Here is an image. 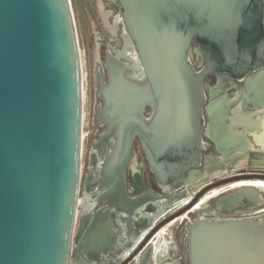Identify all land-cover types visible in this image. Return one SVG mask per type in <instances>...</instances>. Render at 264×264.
I'll return each mask as SVG.
<instances>
[{"label": "water", "instance_id": "obj_1", "mask_svg": "<svg viewBox=\"0 0 264 264\" xmlns=\"http://www.w3.org/2000/svg\"><path fill=\"white\" fill-rule=\"evenodd\" d=\"M112 1L121 16L109 22L118 23L120 37L122 18L138 61L119 44L104 60L111 45L96 30L107 79L98 66L96 122L104 127L89 152L99 177L93 205L110 199L136 215L149 210L151 197L127 194L135 137L159 185L186 172L194 184L200 169L211 170V151L234 156L247 148L246 133L234 135L225 123L241 119L223 95L233 88L243 104L264 105V0ZM211 74L226 86L205 84ZM86 134L87 51L77 0H0V264H70L73 242L97 261L113 247L109 208L77 213ZM252 191L225 202L240 204ZM184 209L141 234L120 264ZM186 228L189 264H264V222L196 219ZM150 251L136 264H152Z\"/></svg>", "mask_w": 264, "mask_h": 264}, {"label": "flooded vegetation", "instance_id": "obj_2", "mask_svg": "<svg viewBox=\"0 0 264 264\" xmlns=\"http://www.w3.org/2000/svg\"><path fill=\"white\" fill-rule=\"evenodd\" d=\"M99 6L102 12H104V23L108 30L111 32V29H115V33H112L116 36L113 38L112 44H119L126 52V54L137 60L136 52L134 47L128 37L127 30L124 26L122 18L120 17L121 33L118 37V23L111 24L116 21L117 16L120 15L119 11L116 9L115 3L112 0H99ZM106 6L107 10H104L102 7ZM99 9V11H100ZM110 12V13H109ZM121 16V15H120ZM110 20V22H109ZM109 26V27H108ZM117 27V28H116ZM126 34V35H124ZM122 35V36H121ZM129 44H126V43ZM119 47V48H121ZM115 47H108L105 50L104 60L106 57V52L109 50L112 54L116 55L114 51ZM100 58V56H99ZM125 61L123 58H120ZM104 62V61H103ZM127 62L128 65V61ZM105 75L102 76L105 80L107 79L106 70ZM234 90V89H230ZM229 90V91H230ZM228 92V91H227ZM233 93V92H232ZM232 95V94H231ZM231 95H228L231 97ZM232 105V104H231ZM230 105V109H231ZM235 106V105H234ZM254 108V106H252ZM151 114V109L147 107L145 109V115L149 116ZM98 122V121H97ZM227 123V120H225ZM98 130H103V123L98 125ZM206 127V123H205ZM100 131V132H101ZM99 132V133H100ZM96 139L98 138V135ZM206 137V136H204ZM92 141L90 150L93 148ZM134 143L136 146H134ZM208 144H206L204 139V148L202 149V155L207 149ZM135 149L134 161L133 164L130 163L131 154L129 159V164L126 172V187L127 194L129 197H136L139 194L150 195L144 205L148 206L147 211H140L138 214H125L119 209H116L112 206L110 199H104L100 204L94 206V197L99 187V177L98 170L92 167L90 162V156L88 152V161L86 165V171L84 172L81 181H80V191L82 189L85 194L86 206L83 209L78 205L77 213L80 215L85 211H95L98 207H107L109 211V220L111 222V227L115 231V240L113 241V247L108 251L106 256L100 257L97 261L91 260L85 254L79 250V242H73L72 244V253H71V262L70 264H120L122 263L131 252L138 246L141 240L144 238H139L144 230L143 236H145L154 226H156L164 218L176 213L177 211L185 208L180 214L174 216L168 220L165 224L159 227L143 247L126 263V264H136L139 258H143L145 252H147V247L151 246L150 251V261L152 264H168L171 262H178L179 264H189V259L185 253V243L187 237V223H193L196 219H202L207 221H221V220H248L251 222H264V188L262 186L253 185L251 183L245 184L248 181H261L264 182L263 177L257 175H264V173H250V174H232L225 176H218L214 179L209 178L204 181V178L197 182L196 184L186 183V178L188 173H185V179L175 181L169 185H166L168 188L165 189V185H159L153 173L150 171L147 160L145 157L144 150L142 148L141 142L138 137H135L132 143V149ZM131 149V152H132ZM108 148H105L107 152ZM103 155H100L102 157ZM232 155H222V157H231ZM203 163V157H202ZM202 165V164H201ZM201 167V166H200ZM199 169V167L197 168ZM87 176L91 177L90 180H87ZM254 178V179H249ZM83 179V180H82ZM187 186L189 188H187ZM249 188H253L255 192L252 194V198L246 199L240 204L233 205L229 202H225V199L228 195L243 192ZM193 190L189 199L184 201L188 194V190ZM198 194V196H197ZM80 196V195H79ZM205 199L203 202H201ZM166 208L167 211H161V209ZM153 214L156 216L153 218ZM180 219L178 222L171 224L173 221ZM169 225V229L164 233V238L170 242L169 247H166L164 253H158L155 247L157 241V233L165 226ZM177 225L176 238L172 241L171 227ZM148 228V229H146ZM155 238L154 242L152 241L151 245H148L150 241ZM158 247V245H157ZM153 248V249H152ZM157 252V253H156ZM155 254V255H154ZM161 255L162 258L158 259V255ZM153 255V257H152ZM155 258V259H154ZM137 259V260H136ZM158 259V260H157ZM164 259V260H163Z\"/></svg>", "mask_w": 264, "mask_h": 264}, {"label": "rangeland", "instance_id": "obj_3", "mask_svg": "<svg viewBox=\"0 0 264 264\" xmlns=\"http://www.w3.org/2000/svg\"><path fill=\"white\" fill-rule=\"evenodd\" d=\"M79 6V15L81 18V29L84 33V47L87 51V134L84 144V162L81 168V178L86 171V165L88 161V152L90 150L93 139H96L97 134L101 131L98 130V125L102 122H96L97 118V97H98V82L96 78V72L98 66H100V72H105L103 69V60H102V48L100 41V34L96 31L99 30L102 32L105 45L115 47L111 42L113 38H116L108 28L106 27L102 16L100 14L99 0H77ZM105 4V2L103 1ZM104 10H107L106 6H103ZM100 56V58H99ZM104 76L105 74H101ZM226 76H223V81H226ZM205 82L210 86H214L217 82L216 74L208 75L205 78ZM226 82H223V85ZM235 90H230L227 92L228 95H231ZM234 104L231 105V108ZM248 109L253 110L252 106H247ZM227 123H230L227 120ZM241 130V128L239 129ZM247 138L251 143L255 145V150H248L245 153L230 157H222L218 152L211 151L213 159H208L211 163L212 168H217V170L212 174L211 170L200 169L201 172H204V177L210 176V179H214L218 176L232 175V174H250V173H264V147L259 148L260 146L254 143L253 136L247 133ZM137 145V144H136ZM134 143V146H136ZM258 150V151H257ZM135 149H132L130 163L133 164L134 161ZM246 155L245 160H241ZM242 164V165H239ZM211 169V168H210ZM226 170V171H225ZM209 171V173L207 172ZM206 172V173H205ZM217 174V175H215ZM209 179V180H210ZM254 179V178H249ZM83 180V179H82ZM207 180L204 178V181ZM82 182V181H81ZM78 202L81 203L82 197L84 195L82 189L79 194ZM177 225L171 227V236L172 241L176 238ZM153 238L148 245L152 244L154 241ZM162 258L159 254L158 259Z\"/></svg>", "mask_w": 264, "mask_h": 264}, {"label": "bare ground", "instance_id": "obj_4", "mask_svg": "<svg viewBox=\"0 0 264 264\" xmlns=\"http://www.w3.org/2000/svg\"><path fill=\"white\" fill-rule=\"evenodd\" d=\"M104 12H102V10L100 9V14H101L103 19L105 18L104 17V15H105ZM111 32L115 33V29H111ZM124 35H126V34H124ZM128 37H129V35H128ZM129 39H130V37H129ZM130 41H131V39H130ZM131 43H132V41H131ZM126 44H129V43L127 42ZM132 45H133V43H132ZM134 50H135V48H134ZM136 56H137V54H136ZM137 61H138V58H137ZM216 76H217L216 84L214 86H210V85L209 86L211 88H214V89H218L219 87H225L226 83L223 85V82H219L218 74H216ZM223 76H226L227 78H229L228 75L223 74ZM205 84L208 85L207 82H205ZM231 89H233V88H231ZM234 90L235 91L232 93L231 97L228 96L227 92H225L224 95H223V98H229L230 105L231 104L235 105V106H233L231 108V115L235 116V117H239L241 119V121L229 120V122L231 123V132L234 135L246 133V137H247V133H249V134H251L253 136L254 143L259 145L260 146L259 148H263L264 147V105H262L260 107H255L253 104H243L242 100H241V96H240L239 90H237V89H234ZM247 106H254V109L253 110L248 109ZM240 128H241V130H239ZM248 150H255V145L253 143H251L250 140L247 138V148L245 150L236 151L234 153V156L239 155L241 153H245L246 154V152ZM234 156L232 155L230 157V159L233 158ZM245 158H246V155L241 160H245ZM209 165H210V168H211V172L213 174L217 170V168H212L210 161H209ZM239 165H242V164H239ZM206 170H209V169H206ZM207 172L209 173V171H207ZM215 175H217V174H215ZM205 177H204V172H201V170H199L195 174V183L194 184H196L197 182H199L200 180H202ZM208 177H210V176H208ZM206 179H209V178H206ZM246 183L247 184L251 183L253 185L262 186L264 188V182H261V181H255V182L254 181H248V182H245V184ZM165 187H166V185L164 186V188ZM192 192H193V190L188 192L187 198L184 201L189 199V197L191 196ZM204 200L205 199H203L201 202H203ZM179 220L180 219L175 220L171 224H174V223L178 222ZM168 229H169V225L163 227L159 231L158 237H156L157 241H156V243H154L156 248H157V245L161 246V248H163L164 250L166 249V247L167 248L169 247L168 243H170V242L167 240V238H164V233ZM152 257H153V255H152Z\"/></svg>", "mask_w": 264, "mask_h": 264}, {"label": "built area", "instance_id": "obj_5", "mask_svg": "<svg viewBox=\"0 0 264 264\" xmlns=\"http://www.w3.org/2000/svg\"><path fill=\"white\" fill-rule=\"evenodd\" d=\"M192 47H196L197 52H201L199 50V47L196 44H193ZM199 65H200L199 56H198V54H194V66L198 67ZM78 205H79V203H78Z\"/></svg>", "mask_w": 264, "mask_h": 264}, {"label": "crops", "instance_id": "obj_6", "mask_svg": "<svg viewBox=\"0 0 264 264\" xmlns=\"http://www.w3.org/2000/svg\"><path fill=\"white\" fill-rule=\"evenodd\" d=\"M237 151H238V150H237ZM235 152H236V151H234V153H235ZM145 232H146V230H144V231L142 232V235H143ZM158 233H159V232H158ZM158 233H157V235H156L157 237H158ZM142 235H141V236H142ZM156 250H157V252L160 253V254H161V253H164V252L166 251V249L164 250V249L161 248V246H159V245H158V247L156 248ZM163 250H164V251H163ZM160 251H161V252H160Z\"/></svg>", "mask_w": 264, "mask_h": 264}]
</instances>
